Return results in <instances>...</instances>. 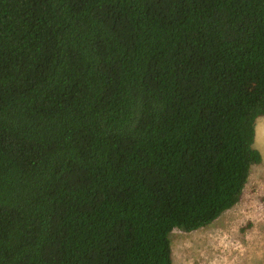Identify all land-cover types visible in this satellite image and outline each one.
<instances>
[{"label":"trees","instance_id":"16d2710c","mask_svg":"<svg viewBox=\"0 0 264 264\" xmlns=\"http://www.w3.org/2000/svg\"><path fill=\"white\" fill-rule=\"evenodd\" d=\"M262 116L264 0H0V264H172Z\"/></svg>","mask_w":264,"mask_h":264},{"label":"rangeland","instance_id":"374dc122","mask_svg":"<svg viewBox=\"0 0 264 264\" xmlns=\"http://www.w3.org/2000/svg\"><path fill=\"white\" fill-rule=\"evenodd\" d=\"M254 147L264 161V116ZM172 264H264V166L252 165L240 200L207 226L170 235Z\"/></svg>","mask_w":264,"mask_h":264}]
</instances>
